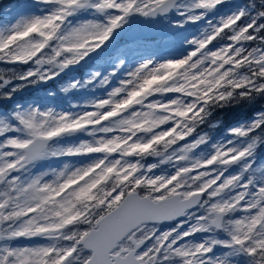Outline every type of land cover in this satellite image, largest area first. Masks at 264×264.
<instances>
[{"label":"snow or ice","instance_id":"1","mask_svg":"<svg viewBox=\"0 0 264 264\" xmlns=\"http://www.w3.org/2000/svg\"><path fill=\"white\" fill-rule=\"evenodd\" d=\"M43 2L54 5L53 10L8 22L7 31L0 32V62L37 66L15 77L20 81L52 79L58 74L52 68L63 70L78 63L108 40L130 13L166 12L174 4L99 0L95 8L120 14L107 24L86 22L66 30L68 18L89 0ZM223 2L197 0L188 19L197 21ZM250 4L254 13L240 10L221 19L206 36L192 41L195 48L184 58L158 67L142 65L107 98L90 105L91 110L77 115L21 111L12 114L16 124L0 119V264H163L174 259L181 264H212L211 245L223 242L182 243L212 228L226 230L230 236L226 246L247 255L251 264H264V185L250 190L251 181L226 175L232 165L253 154L259 139L255 132L264 130V114L248 127L233 130L236 137L251 136L246 146L228 141L214 146L208 158L197 160L188 154L204 143V137L174 148L192 136L210 107L227 103L237 92L241 97L264 93V0ZM224 36L227 43L215 50L208 47ZM257 41L250 49L246 46ZM0 80V88L10 82L2 76ZM156 94L176 96L149 99ZM79 131H87L93 141L50 150L55 138ZM97 132L103 135L95 138ZM160 146L173 149L167 159L180 166L168 177L142 174L140 159L161 155ZM84 155L95 158L74 170L65 165L52 179H45L48 173L30 172L34 162L47 156ZM193 205L203 208L204 214L193 215L186 231L174 228L158 235L148 226L182 216ZM238 211L244 215L233 218ZM21 238L47 243L14 246L12 242ZM148 240L154 242L139 252Z\"/></svg>","mask_w":264,"mask_h":264},{"label":"rangeland","instance_id":"2","mask_svg":"<svg viewBox=\"0 0 264 264\" xmlns=\"http://www.w3.org/2000/svg\"><path fill=\"white\" fill-rule=\"evenodd\" d=\"M98 2L99 0H89L85 7L78 8L68 18L65 29L71 30L86 22L107 24L110 18L120 14L111 9L95 8L93 5ZM121 2H124V0H121ZM196 2L197 0H177L170 11L158 17L144 20L130 28H125L126 25L143 15L138 12L130 13L121 26L113 30L108 40L89 52L78 63L68 65L63 70L52 68V71L58 73L52 79L40 80L34 78L30 81H20L15 77L30 68L34 69L37 67L34 63L8 64L0 62V76L10 81L9 84L0 88V93L5 97H9V100H13L7 111H0V119H7L12 124H16L17 122L13 119L12 114L21 111L38 110L47 112L51 110L53 114L69 113L77 115L91 110L90 105L107 98L115 88L121 87L122 82L128 80L130 75L142 65L150 62L151 67H158L161 63L184 58L195 48L192 41L206 36L211 26L218 24L221 19L227 18L240 10H244L249 14L256 11L251 6L250 0H244L247 3L245 8L240 5L242 3L240 0H224L222 4L207 11L201 19L192 21L188 17L194 14L192 6ZM259 2L260 0H257V3ZM53 8L54 5L46 4L43 0H14V2H10L3 9H0V32L7 31L8 22H15L21 17L25 19L42 17L53 10ZM249 18L250 16L245 19ZM227 42V37L223 39L218 37L208 47L215 50L219 45ZM256 44L258 43L253 44L252 47L256 46ZM45 52L51 54L50 49H46ZM44 68L47 69L49 66L45 65ZM81 70H83L81 75H78ZM240 71L243 73L246 69ZM105 81L107 82L105 83ZM74 82H78V84L73 86ZM0 83H2V80H0ZM5 93L10 95H5ZM175 96L176 94H165L163 96L156 94L149 99L168 100ZM16 98L17 101L14 100ZM256 107H264V100ZM262 114H264V111ZM260 115V111L254 112L250 119L246 121L237 120L222 129L220 133L218 129L215 131V127L220 125L221 122L218 120L209 122L207 123V129L202 130V132L194 131L195 133L191 137L187 138L185 142H179L180 144L174 146V148L182 147L186 142H192L204 137V143L191 150L188 154L190 160H197L208 158L213 154L214 146L226 144L228 141H233L235 146H246L252 142L251 136L245 138L236 137L233 135V130L248 127L258 120ZM11 135H16V133H11ZM101 135L103 134L97 132L95 138H99ZM255 135L259 139L256 140L253 154L232 165L226 173L229 176L240 175L244 183L251 181L252 188L250 190L264 185V158L258 156L260 148L264 152V130L258 129ZM93 139L94 137L90 136L87 131H79L71 135L55 138L50 142V150L58 151L78 146L82 142H92ZM158 151L161 155H147L140 159L139 162L143 166L141 168L142 174L150 177H168L174 174L180 166L167 159L172 154L173 149L165 150L160 146ZM94 158L95 155L47 156L34 162L30 167V172L32 175L48 173L45 179H52L53 174L64 170L65 165L68 166L69 170H74L76 167L92 162ZM129 159L136 160L137 158L131 157ZM151 165H155V167L148 171ZM247 165H250V167L246 168ZM203 214L204 209L196 206L194 209L185 212L183 217L176 222L161 225L148 223V226L154 227L158 235L174 228L178 232H183L194 222L193 215ZM242 215L244 213L238 211L233 214V218H239ZM178 225L182 226L177 228ZM212 241L223 243L211 245ZM228 241H230V236L226 230L223 228L219 230L212 228L208 231L197 232L182 243L189 245L210 244L212 251L208 255L212 260V264H251V260L247 255L226 246ZM153 242V240L146 241L138 251L143 252ZM12 243L14 246H24L44 244L47 241L41 238H21ZM163 264H181V262L179 259H174L164 261Z\"/></svg>","mask_w":264,"mask_h":264},{"label":"trees","instance_id":"3","mask_svg":"<svg viewBox=\"0 0 264 264\" xmlns=\"http://www.w3.org/2000/svg\"><path fill=\"white\" fill-rule=\"evenodd\" d=\"M240 1H242L240 5L243 8H245L247 3L244 2V0H240ZM10 2H14V0H0V6H1L0 9H3L6 6V4ZM225 37L226 36H224L223 38ZM255 43H259V42L258 41L246 42V46H248L250 49L252 45ZM82 71L83 70H81L78 73V75H81ZM8 98L9 97H5L0 93V111L2 112L7 111L12 105L13 100H9ZM14 100L17 101V98ZM263 100H264L263 93L260 94L253 93L251 96L241 97L237 92L236 94H234L232 98L228 100L227 103H223L220 106L210 107L207 117L204 118V122L198 124L195 131L202 132V130L207 129V123L218 120L219 122H221V124L215 127V131L216 129H218V132L220 133L222 129L228 127L230 124L236 122L237 120L246 121L250 119L254 114V112L260 111L262 114L264 111V107L257 108L256 106L262 103ZM258 156L264 158V152H262V148H260V152Z\"/></svg>","mask_w":264,"mask_h":264},{"label":"water","instance_id":"4","mask_svg":"<svg viewBox=\"0 0 264 264\" xmlns=\"http://www.w3.org/2000/svg\"><path fill=\"white\" fill-rule=\"evenodd\" d=\"M177 0H174V3L176 2ZM174 5V4H173ZM173 7V6H172ZM171 8L168 9V11H170ZM167 12V11H166ZM165 12L164 11H157L155 14H149V15H141L139 18H137L136 20H134L133 22H131L129 25H126L125 28H130L132 26H134L135 24H138V23H141L143 22L144 20L146 19H149V18H155V17H158L162 14H164ZM196 205H193L191 208L189 209H192L194 208ZM189 209H186V210H189ZM185 210V211H186ZM183 216V215H182ZM182 216H179V217H175L173 219H170V220H162V221H154V222H148V223H153V224H169V223H172L178 219H180Z\"/></svg>","mask_w":264,"mask_h":264}]
</instances>
